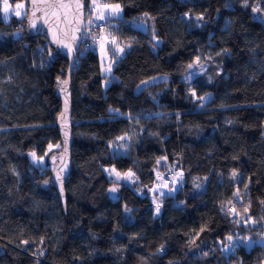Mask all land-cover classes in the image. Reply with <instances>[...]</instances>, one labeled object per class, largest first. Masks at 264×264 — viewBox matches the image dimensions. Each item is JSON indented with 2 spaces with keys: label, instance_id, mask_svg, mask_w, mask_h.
Returning a JSON list of instances; mask_svg holds the SVG:
<instances>
[{
  "label": "trees",
  "instance_id": "obj_1",
  "mask_svg": "<svg viewBox=\"0 0 264 264\" xmlns=\"http://www.w3.org/2000/svg\"><path fill=\"white\" fill-rule=\"evenodd\" d=\"M108 1L132 43L110 78L95 50L77 55L65 206L51 165L40 170L31 156L60 146L67 59L30 32L27 14L0 19V264H262L264 243L221 246L240 227L227 212L236 196L264 218V0ZM138 18L146 29L133 27ZM197 57L210 65L187 81ZM121 136L127 153L115 156L109 144ZM160 159L183 173L173 193L123 186L110 198L106 169L151 187Z\"/></svg>",
  "mask_w": 264,
  "mask_h": 264
},
{
  "label": "rangeland",
  "instance_id": "obj_2",
  "mask_svg": "<svg viewBox=\"0 0 264 264\" xmlns=\"http://www.w3.org/2000/svg\"><path fill=\"white\" fill-rule=\"evenodd\" d=\"M97 3H99L100 5L119 4L108 0H97ZM9 4L11 5L12 11H10L7 14V18H5V14L2 11V0H0V19L2 21L7 22L9 19H12V17L18 19L26 17V11L28 8L26 0H9ZM17 4H23V7L19 9L22 14L21 16L15 15V6ZM86 4L87 8L85 10V30L87 29L88 19L90 15L92 17L93 23L105 25L104 29H99V31H96L100 39L95 42H90L87 47L97 52L100 61L101 74L110 78V73L114 62L118 61L123 56L124 52L131 46L132 43L131 37H128L126 34H124L118 27L117 20L122 18V8L119 17H109L106 20H97L95 18L96 10L90 9L89 7L92 4V0H88ZM101 11H103V9H101ZM132 25L133 27L140 28L142 30L146 29V22L143 18H138L134 20L132 22ZM83 35L78 50L79 52L77 53L78 56L81 55L83 51L87 48L83 41ZM113 40H115V44L111 43V41ZM114 49L115 56L113 55ZM119 49H123V52H120ZM56 53L57 52H55L54 54ZM78 56H76V60ZM191 65L192 67H188L186 75L184 76V79L187 81L193 79L198 75L205 74L207 68L210 65V61L208 58L200 59L199 57H197ZM107 83L108 80H103V86H105ZM121 137H123V139H118L120 138L118 137L112 140L109 144L110 151L115 156L125 155L127 153V136ZM59 151L60 146H52L49 149L48 153L42 157L36 158L34 156H31V161L35 165H38L40 170H43L44 166L51 165L49 159L52 156H57ZM105 173L111 181V186L116 187L118 191L123 186H128L139 195H143L145 192H157L160 194L169 195L170 193H173L174 190L183 183V173L165 159H160L157 161L156 166L154 168L155 182L152 184L151 187L141 186L134 174L130 171L120 172L114 168H108L105 170ZM117 174H119V176ZM167 179L169 181H167ZM202 184L203 183L196 182L195 180L193 181V185L196 189L202 188ZM235 202H238L239 205L233 207V209L231 210L227 209V212H229L228 214H230L233 222L236 223L237 226H240L239 229L235 230L232 235L233 243H235L236 245L235 248L241 244H244L245 246H250L253 242L264 243V235H262L264 234V218L258 221L254 217L250 216L249 210L251 207L248 204L247 200L244 201L240 196H236L234 203ZM254 212L256 211L254 210ZM248 217H251L252 220H247ZM246 220L247 223H245ZM253 220L257 221L258 223H253ZM221 248L223 251L225 250L224 246H221ZM232 250L234 249H231V251ZM35 254H43V252L37 250ZM262 264H264V260L262 261Z\"/></svg>",
  "mask_w": 264,
  "mask_h": 264
},
{
  "label": "water",
  "instance_id": "obj_3",
  "mask_svg": "<svg viewBox=\"0 0 264 264\" xmlns=\"http://www.w3.org/2000/svg\"><path fill=\"white\" fill-rule=\"evenodd\" d=\"M27 2V25L31 33L44 36L56 49L67 59L68 66L65 71V77L63 81L56 88V96L60 102V111L56 120V127L59 134L60 151L57 156H52L49 161L51 164V183L55 188L58 198L62 206H65V180L69 175L71 169V145L73 141L72 125H71V107H72V87H71V74L75 66L76 56L81 44V38L84 33L85 27V9L86 0H80L82 4L81 16L76 10V0H61L66 8L58 6H49L45 3H40L37 0L36 4H33L32 0H26ZM40 8L42 11L37 12L36 9ZM36 12L37 16H42L43 12H47L48 23L45 24L42 20L37 21V27L31 28L29 26V18L32 17V13ZM55 12L56 16L52 13ZM67 13V20H65L64 14ZM59 17V18H58ZM74 18H79L81 23H75ZM54 33L64 41L65 44L71 46L72 51L69 54L68 49L59 46L54 42ZM65 33L67 35L65 36ZM75 35L76 39L73 40L72 36ZM163 77H155L149 79L147 83H139L135 89V93H139L144 88L161 82ZM60 178L57 179L56 177ZM111 199L115 198V193L110 192ZM1 253V246H0Z\"/></svg>",
  "mask_w": 264,
  "mask_h": 264
},
{
  "label": "snow or ice",
  "instance_id": "obj_4",
  "mask_svg": "<svg viewBox=\"0 0 264 264\" xmlns=\"http://www.w3.org/2000/svg\"><path fill=\"white\" fill-rule=\"evenodd\" d=\"M32 2H33V4H36L37 0H32ZM39 2L48 4L49 6H53V7L57 6V4L61 8L68 7V5L63 4L61 2V0H39ZM2 5H3L2 11L5 14V18H7V14L10 11H12L11 5L9 4V0H2ZM245 6H247V0H245ZM22 7H23V4H17L15 6V15H17V16H21L22 15L21 12L19 11V9H21ZM89 7H90V9L96 10L95 18L97 20H106L109 17H119L120 12H121V7H120L119 4H114V5L104 4V5H100L99 3H97V0H92V4ZM81 9H82V4L80 3V0H76V10L82 16L83 13H82ZM101 9H103V11H101ZM36 11L40 12L42 10L40 8H37ZM256 11H258V9L253 8V12H256ZM52 15L56 16V13L53 12ZM145 15H147V14H145ZM47 16H48L47 12H43L42 16H37L36 12H33L32 13V17L29 18V26L31 28H36L38 20H42L43 23L47 24L49 22L48 19L46 18ZM63 18L65 20H67V13L64 14ZM202 19H203L202 16L196 17L197 22H199ZM74 22L75 23H81V20L79 18H74ZM92 23H93V20H92V17L90 15L89 19H88V24H92ZM66 35H67V33H65V36ZM72 39L73 40L76 39L75 35L72 36ZM54 42L57 43L61 47L67 48L69 54L71 53V51H72L71 46L68 45V44H65L64 41L62 39H60L55 33H54ZM111 43L115 44V40L111 41ZM119 51L123 52V49H119ZM113 55L115 56V49L113 50ZM218 55H219V53H218ZM189 67H192V65H189ZM109 71H110V68H109ZM142 83H147V82L142 81ZM193 94H195V93H193ZM199 99L203 100L204 98L200 97ZM118 139H123V137H120ZM117 175L119 176V174H117ZM234 175H235V173H234ZM56 178L59 179L60 177L57 176ZM109 191L112 192V193H115L117 191V188L113 187V188L109 189ZM126 211H130V210L126 209ZM157 211H159V205H157ZM247 220H252V218L248 217ZM247 220L245 221V223H247ZM252 222L253 223H258L255 220H253ZM262 235H264V234H262ZM226 239H227L228 243L224 244V249L230 251L236 245H235V243H233V237L231 235H229ZM245 239H248V238H245ZM241 242H243V241H241ZM204 255H208V253H204Z\"/></svg>",
  "mask_w": 264,
  "mask_h": 264
},
{
  "label": "built area",
  "instance_id": "obj_5",
  "mask_svg": "<svg viewBox=\"0 0 264 264\" xmlns=\"http://www.w3.org/2000/svg\"><path fill=\"white\" fill-rule=\"evenodd\" d=\"M86 28V22H85V27H84V31L85 33H83V41H84V44L85 46L87 47V45H89L90 42L92 41H98L100 39L99 35L97 34L96 31H99V29H104L105 28V25L104 24H95V23H92V24H88L87 25V29L85 30ZM167 181H169L167 179ZM227 208L228 209H231V205L228 204L227 205Z\"/></svg>",
  "mask_w": 264,
  "mask_h": 264
}]
</instances>
